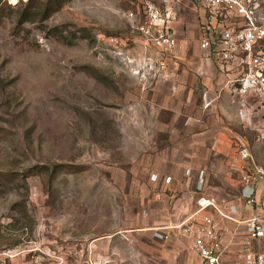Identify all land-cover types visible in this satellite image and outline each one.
I'll list each match as a JSON object with an SVG mask.
<instances>
[{
    "label": "rangeland",
    "instance_id": "1",
    "mask_svg": "<svg viewBox=\"0 0 264 264\" xmlns=\"http://www.w3.org/2000/svg\"><path fill=\"white\" fill-rule=\"evenodd\" d=\"M2 1L12 11L0 21V264H138L133 247L151 207L143 198L158 191L141 188L142 180L170 157L159 144L189 131L234 132L232 152L198 158L209 166V185L237 193L243 145L235 133L247 142L249 164L264 167V114L251 128L205 106L193 10L180 16L172 80L156 83L133 71L169 57L145 42L130 16L142 0H70L22 27L21 12L47 0ZM55 28L72 43L59 41ZM109 36L120 45L110 46ZM42 165H57L52 181L35 174ZM100 236L107 237L99 247L90 245Z\"/></svg>",
    "mask_w": 264,
    "mask_h": 264
},
{
    "label": "built area",
    "instance_id": "2",
    "mask_svg": "<svg viewBox=\"0 0 264 264\" xmlns=\"http://www.w3.org/2000/svg\"><path fill=\"white\" fill-rule=\"evenodd\" d=\"M171 1L176 5L188 1L203 8L205 21L201 47L216 54L222 64L237 70L234 94L240 98L253 95L259 108L264 110V0H142L137 13L131 12L130 16L138 21L137 30L145 42L158 52L170 53L177 46L171 28L176 17ZM104 39L110 46L120 45L116 36ZM157 61L149 58L133 71L136 74L143 71L141 76L146 77L156 68L164 70L165 60L158 58ZM238 155L242 178L236 200L251 209L250 215L236 218L232 214L241 213L239 206L230 204L231 214H228L220 204L206 196V174L202 170L196 181L197 211L178 225L199 264H225V253L229 248L223 243L212 211L235 222L232 234L244 231L237 264H264V167L249 164L253 157L248 146H241ZM241 226L243 230L239 229Z\"/></svg>",
    "mask_w": 264,
    "mask_h": 264
},
{
    "label": "crops",
    "instance_id": "3",
    "mask_svg": "<svg viewBox=\"0 0 264 264\" xmlns=\"http://www.w3.org/2000/svg\"><path fill=\"white\" fill-rule=\"evenodd\" d=\"M170 4L176 14L174 21L171 22V28L176 39L179 33L178 23H180L181 13H183L185 8H188L190 11L193 10V12L197 13L201 41L202 26L205 21L203 8L188 1L180 5H176L171 1ZM173 53L174 51L167 53L169 57L165 59L166 67L164 70L159 71L156 68L151 72L150 78H152V82L165 83L172 80L175 69L170 64L173 61L170 55ZM200 53L201 65L197 67V73L206 85V108L217 104V106H220L221 111L226 114L225 117L230 118L231 122L238 121L248 127L255 128L257 121L260 123L263 121L259 119V113L264 114V110L259 108L253 95L242 98V102L238 103L235 101L234 87L236 85L237 70L222 64L219 57L208 50L201 49ZM212 94H216V96L214 97ZM228 130L221 129L217 132L204 131L197 134H192L189 131L187 133L189 136H177L175 138L176 143L174 144H171V139L163 144L162 142L159 144V151L161 153H169L170 157L160 158L155 166L157 170L153 168L150 176L142 180L141 188L150 185L157 187L158 191L152 199L143 198V202L151 207L148 212L146 211V217L141 219L143 224L139 229L141 239H137L133 247L136 250V262L138 264H199L198 257L189 249L178 225L197 211L196 200L199 194L196 191V181L199 172L202 170L206 174V196L211 197L215 202L220 204L222 209L228 214H231L228 210L230 204L239 206L241 213L232 214L236 218H245L250 215L251 209L244 207L236 200V196L240 191L241 180L237 186L236 194L227 192L222 186L209 185V166L204 161L198 159L203 152L206 154L212 152H232L234 132L230 128ZM235 136L240 140L238 147L247 143L239 134L235 133ZM182 138L184 139L181 141ZM181 153L184 155L180 158L179 154ZM187 170H190V174H187ZM167 178L170 179L167 180ZM170 184L172 186H169ZM166 189H169V192H173L172 200L165 193ZM156 200H160L161 202L156 204ZM211 213L219 226L223 243L229 245L225 253V264L229 262L235 264L238 260L237 254L241 248L240 245L244 231L238 233V235L232 234L236 225L235 222L225 219L216 211H212ZM239 229L243 230L244 228L241 226ZM106 237L100 236L94 238L90 245L97 248L100 241H104ZM142 237L148 240L142 239ZM125 250H129V248L126 246ZM104 252V249L99 251V253ZM127 253L128 251L125 253V260L127 259Z\"/></svg>",
    "mask_w": 264,
    "mask_h": 264
},
{
    "label": "trees",
    "instance_id": "4",
    "mask_svg": "<svg viewBox=\"0 0 264 264\" xmlns=\"http://www.w3.org/2000/svg\"><path fill=\"white\" fill-rule=\"evenodd\" d=\"M30 2L32 0H29ZM70 0H47L46 4L43 6H38L36 8L32 9H26L23 12H21L20 17L18 19L17 25L19 27H22L24 22L26 21H35V20H41L46 21L50 18V16L55 13L56 11L60 10L63 5ZM11 4L7 2H3L0 0V21L7 16L12 10H11ZM55 37L63 42V43H72V41L68 38L67 35L63 33L62 30L55 28ZM90 71L94 70V68L88 67ZM57 166V165H56ZM56 166L53 167L52 170L49 169L48 166L42 165L37 168V171H35V174L43 175L44 173L49 175V181L53 180L54 174L56 173Z\"/></svg>",
    "mask_w": 264,
    "mask_h": 264
}]
</instances>
